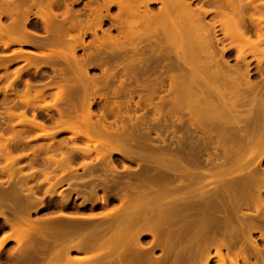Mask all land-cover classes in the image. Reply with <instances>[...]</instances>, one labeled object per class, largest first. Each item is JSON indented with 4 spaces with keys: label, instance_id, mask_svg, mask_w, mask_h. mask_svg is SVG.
Wrapping results in <instances>:
<instances>
[{
    "label": "rangeland",
    "instance_id": "1",
    "mask_svg": "<svg viewBox=\"0 0 264 264\" xmlns=\"http://www.w3.org/2000/svg\"><path fill=\"white\" fill-rule=\"evenodd\" d=\"M50 2L49 0H0L1 23L9 25L12 23V18L14 21L18 19L25 22L27 31L31 33L26 39L14 36L17 38L13 41L9 37L0 36V134L2 135L0 138V244H2L0 245L2 246L0 264H48V259L51 257L63 256L64 248L68 245L72 246L69 250L72 260L81 261L82 258L94 256L98 252L102 256L103 251L97 247L100 243L103 246H112L111 240L114 233L112 224L103 225V236L95 242L91 240V229L110 220L113 213L111 210L121 213V198L124 194L131 198L145 189L149 190V197H151L165 184L167 187H172L177 181L191 182L194 186L197 172L202 174L200 181L204 183L209 180L207 172L210 165L204 160L213 152L215 143L207 142L210 145L204 143L203 132L200 131V126L197 127L204 118L199 115L200 111L193 98L194 95L190 96L189 93V96L185 95L184 93L188 92L187 85L185 88L182 79L179 83L177 78L175 80L174 77L178 75V72L168 70L170 67L167 66L171 65L174 59L173 54L149 48V38H146V43H141L145 38H139L140 44L137 40L138 36L141 37L140 33L137 34L142 30L140 26L135 27L137 30L133 29L135 33L125 28H123L124 31L120 29L123 33L128 32V34H121V31L117 30L119 28L116 26L117 23L112 19L118 14L117 6L112 5V0H50ZM188 2L192 8L201 6L205 10L214 9L213 5L207 6L208 4L203 0H188ZM244 2L246 7L244 22L248 28V35L254 40L255 29L251 27L248 16L251 14L254 19H264V10L257 12L251 8L252 5L260 7L264 0H244ZM157 7V4L151 6L154 13ZM97 17L99 21L94 23ZM48 19L54 22H51L53 27H58V32L52 33V30L48 33L45 30L42 21L49 22ZM125 19L131 20L130 17ZM204 19L208 23H212L214 19L219 20L218 17L214 18L213 14L206 15ZM92 20L94 25L98 26L101 23L98 26L99 30L91 24L87 27L88 29L86 28L87 23H92ZM122 21L125 22V20ZM69 23L71 27L68 26ZM60 29V35H58ZM85 30L86 34L81 37V33ZM91 31H93L92 34ZM104 31L109 34L107 35ZM55 33H58V36ZM62 34L66 36L65 38L62 36L63 40ZM135 34L138 36L136 37ZM95 35L97 38H94ZM215 35L221 40L217 48L228 46L229 40L224 37L219 25ZM100 36L102 40L104 38L107 40L100 42ZM77 37L82 38L83 41ZM25 40L35 45L26 44ZM51 40L55 43L49 42ZM238 42L240 41H232L233 44L235 43L234 47L230 48V52L225 56L231 66H235V47H241V45L246 47ZM144 43L148 45L149 50ZM134 44L135 48L141 45L146 49L138 47L140 51L135 48H133L135 51H132L130 47H134ZM263 51H258L255 58L250 56L247 58L250 60L249 69L253 81L264 78V70L262 73L258 71V63L261 62L260 64L264 65ZM63 54L67 55L65 59L70 54V56L72 54L76 56L77 60L81 59L79 66L82 70L85 67L86 72L80 67L77 71L76 66L72 63L69 65L68 59L65 62ZM48 55L53 57L49 56L48 61L44 60ZM88 55L90 60H87ZM84 58L87 61H83ZM72 66L76 67L74 68L76 70ZM67 69L72 70L73 74ZM78 74L84 75L87 79L89 77L93 79L83 80V76L78 78ZM171 78H174L175 84L172 83L173 85L169 86ZM94 79L97 85L95 88L92 83ZM83 86L88 87L86 92L84 88L82 89ZM63 90L68 92L66 96V93L61 92ZM57 92L63 95H57ZM70 102L74 104V106L70 105L72 109H69ZM83 102L84 104L87 102L84 105L85 108ZM89 102L91 103L88 104ZM134 105L138 107L134 108ZM188 106L193 108L190 109ZM56 108L60 111H56L58 110ZM211 112L218 114L216 111ZM83 113L82 117H85L86 113L89 114L88 120L98 127L96 128L99 132L98 139L100 134H103L104 125L106 126L105 130L107 129V133H110L107 136L104 133L106 138H110L106 139L109 140L108 146L102 147V144L101 147H99L100 144L94 146L82 137L70 136L77 133L84 135L83 128L87 126L80 124L82 127H79L78 125L80 120H84L80 118ZM201 114H203L202 110ZM206 114L204 112V115ZM71 119L79 120V123L71 122ZM68 120L70 124L63 123ZM96 122L98 126L95 125ZM37 123L43 132L39 131V127L36 129ZM75 123L72 129L71 124ZM65 125L70 126L69 130ZM34 126L36 130H33ZM30 127L32 129H29ZM94 129H91L92 135L86 134L88 131L85 134L93 137V134L97 133ZM112 134L121 137L125 135L123 138L129 136L126 146L121 145H124L123 141L119 143L120 146L115 145L117 142L113 144ZM51 137H54L53 140ZM94 137L97 138L96 134ZM116 138L120 137L116 136ZM10 140L11 146H8L10 152L4 153L7 148L5 146L10 143ZM196 159L200 161L198 169L194 165ZM173 161H177L182 166L177 168L172 164ZM262 166L264 168V158ZM236 172L237 169L231 175ZM141 173H148L150 176L140 180L138 175ZM157 175L161 176L156 177ZM46 178H49L48 181ZM177 198L178 194L173 193L164 196L162 203H175ZM128 206V212L132 214L144 213L148 216L155 213V209L138 208L131 203V200ZM258 206L260 205H250L242 212L246 214L249 222L252 221L260 226V231L264 232V217L254 212L259 208ZM107 213L108 216H106ZM16 216H23L24 219L18 221L20 224L16 223L20 227L17 231L11 230L9 225L16 220ZM141 222L142 220L135 229H138ZM67 226H69V232L66 231ZM167 228L174 232L177 224ZM26 229H29V232ZM140 229L138 233H140L141 251L151 255L153 259H162L163 250L159 242L161 237L156 236L152 239L150 233H146L148 228ZM260 231L251 232V238L256 241L258 250L247 243L248 234L245 233L244 238L239 237L228 246L229 258H226L223 264H231L229 259L235 257L240 246L243 253L238 256V264H264V238H260ZM84 239L88 241L86 250L82 244ZM2 240L5 243H1ZM115 245L118 255H123L127 248L135 244L133 241H124ZM224 251L222 249V252ZM211 255L213 256V250ZM116 256L112 255L111 250L105 261L98 264H112V258ZM242 256L246 258L245 261L242 260ZM56 264H66V262L62 259ZM209 264H217L216 259L212 257Z\"/></svg>",
    "mask_w": 264,
    "mask_h": 264
},
{
    "label": "bare ground",
    "instance_id": "2",
    "mask_svg": "<svg viewBox=\"0 0 264 264\" xmlns=\"http://www.w3.org/2000/svg\"><path fill=\"white\" fill-rule=\"evenodd\" d=\"M203 1L208 4L207 6L213 5L214 9L205 10L201 6L192 8L188 0H112V5H116L118 9V14L116 16L114 15L112 19L117 23L116 26L119 27L117 28L119 32L121 30L124 31L123 28H125L128 31L135 33L134 31L137 30L135 27L140 26L142 30H140L141 32H137V34L140 33L139 35L142 38L135 34L136 37L138 36V41L143 38H149L151 41L150 42L148 40L149 48L151 47L153 50L157 49V51L159 50L160 52L166 54H173L174 59L171 65L169 64L170 66H167L170 67L168 70L171 71L172 69L175 72H178V75L174 77L175 80L177 78L178 83L183 81V84H185V86H183L185 88L187 85V93L183 92L184 87L182 86V92L185 95H194L193 98L200 111L199 115L203 116L202 118H204V121L200 125L197 124V127L200 126V131L203 132L202 134L204 137V143H215V147L213 146V152L208 154L207 159L204 160L210 165V168L207 172L209 180L203 183L199 180L202 174L197 172V174H195L196 183L194 186H192L193 183L191 182L177 181V183H175V185L172 187H167L165 184V186L156 191L151 197H149V190L145 189L141 190L140 193L137 192V195L134 194V196L131 198L127 197V194H124L123 198H121V213L111 210L113 212L112 213L109 210L112 213V218L101 225L93 226L91 229V240L95 242L101 239L103 236V225L107 223V226H110V224H112V229L114 231L111 240L112 246H103L102 243H100L97 247V249L103 251L102 256L101 253L98 252L94 256L82 258L81 261L76 259L72 260V258L70 259L69 256V250L72 248V246L68 245L66 248H64L65 252L63 251V256L57 255L51 257L48 259V264H56L62 259L65 260L66 264H98L105 261L111 250L112 255H117L115 258H112V264H209L212 257L216 259L217 264H223L225 259L229 258L228 246L239 237L244 238L245 233L248 234L246 239L247 243L255 250H258L256 241L251 238V232L257 230L260 231L261 227L257 226L252 221L249 222L245 216L246 214H244L242 210L249 207L250 205L258 204L260 206H258L259 208L254 212L264 217V168L262 166V160L264 158V78L259 81L252 80V73L249 69L250 60H247L249 56L251 58H255L258 51L262 52L264 50V33H262V29L264 28V19H254L251 14L248 16L251 27L255 29L256 37L253 40L248 35V28L244 22V9L246 8L244 5V0ZM156 4L158 7L157 11L155 10L156 12L154 13L152 11L153 7L151 8V6ZM14 8H16V6H14ZM251 8L257 12L263 11L264 2L260 4V7L257 5H252ZM97 11L98 10H96V12ZM208 14H213L214 18L218 17L219 20L215 21L214 19L212 23L206 22L204 18ZM128 17L131 18L130 21L125 19ZM122 20H125V22ZM98 21L99 19L97 17L95 18V22L94 20H92V23L88 22V26L86 25V28L90 26L89 24L93 26V22L97 23ZM11 22V24L6 25L2 24L0 21V36L2 38L3 36L9 37L12 41L17 37H20L21 39L28 38V35L31 33L30 31H27L24 21H19L18 19H15L14 21V18H12ZM42 22H44L43 26L48 33L52 30V33L54 31L58 32V27L56 28L52 26V23H54L52 20H49L50 23L47 22V20ZM69 25L70 23L68 26ZM218 25L220 30L223 31L224 37L229 40L227 47L217 48L218 43H221V40L217 39L215 35ZM95 26L98 27L96 24L93 27ZM76 28L78 27L76 26ZM99 29L100 27H98L97 30ZM60 31L61 29L59 30V34L57 33L58 35H60ZM80 31L81 30H79V32ZM122 31L121 34L123 33ZM92 32L93 31L90 33L92 34ZM104 32L107 33L106 31ZM101 33L104 35L103 31ZM126 33L128 34V32L123 34ZM65 34L67 35V32ZM85 34L86 30L81 33V37H83ZM108 34L109 33H107V35ZM96 35L94 38H97ZM62 36H64V34L61 35V39L63 40L66 36H64V38ZM53 37L55 38L56 36ZM51 39L53 40L52 36ZM56 39H58V37H56ZM67 39L69 38L67 37ZM81 39L82 38H80V40ZM105 39L106 38H104V40ZM145 39L144 41L142 40L141 43H146L147 39L146 41ZM52 40L49 42L52 43ZM104 40L101 38L100 42ZM233 40H239L246 46L244 47L241 45V47H235V66H231L229 61L225 58L226 54L230 52L229 49L234 47L233 45L235 43H232ZM26 41L27 40H25V43ZM73 41H75V39ZM136 43L138 44V42ZM26 44L35 45L31 41H27ZM7 45H9V43H7ZM133 46L134 47H130L132 48V51L134 50L133 48L136 47L135 44ZM145 46L148 48L147 44ZM145 46L137 45L135 50H139L140 47L142 49L143 47L146 49ZM49 56L51 55L45 56L44 60L48 61L47 57ZM66 56L67 55L63 54L64 59H61L65 60V62L68 59L69 65L72 63L77 67L78 71L81 59L77 60L75 58L76 56H73V54L72 56H68V58L65 59ZM89 56L90 55H88V59L86 58L87 60H90ZM52 57L53 55L51 58ZM60 57L62 56L60 55ZM69 58L72 60V62L69 60ZM87 60L84 58L83 61ZM260 63H258V71L262 73L264 70V65ZM34 64L33 66H35ZM74 66H72L73 69L76 68ZM67 70L68 72L71 71L70 73L73 74L72 70ZM84 70L85 67L82 71ZM129 72L131 73V71ZM82 76L84 78L83 80H85L86 77L84 75ZM82 76L79 75L78 78H82ZM174 78L169 80V82L171 81L168 84L169 86L173 85L172 83L175 84V82H173L175 81L173 80ZM90 79L93 78L89 77L87 80L90 81ZM180 79H182V81ZM92 81V83H94L95 79ZM89 83L90 82H88V84ZM79 84H81V82H79ZM85 86H87V83ZM93 86V88H95L97 85L94 83ZM82 89L86 92L88 87L85 88L83 86ZM63 91L61 92L63 94L66 93V96L68 92ZM61 92H57V95L62 94ZM63 98H61V100ZM69 99L70 98H68V100ZM90 103L91 102L88 104ZM71 104L73 103L70 102L68 104L69 107H71ZM86 104L83 102V107ZM72 106H74V104ZM136 106L134 105V108ZM193 106L196 105L193 104ZM175 107L176 106H174V108ZM177 107V109L180 110V107ZM69 109H72V107ZM201 110L203 114H201ZM56 111L60 110L58 109ZM87 111L89 112V109H87ZM211 111H216V113L219 115L217 114V116ZM204 112L207 114L204 115ZM84 113L80 116V118L84 120L79 121L76 119H71V122L77 121V124L80 122L78 124L79 127L87 126L83 128V131H88L86 134L92 135L91 129H94V122L92 123L88 120L90 115H87V113L85 114V117H82ZM189 114H191V112ZM91 115L93 114L91 113ZM86 116L88 118H86ZM83 121L84 124H82ZM63 123H66V125L68 123L70 124L69 120L65 122L63 121ZM76 123L71 124V128L75 127ZM80 124L82 126H80ZM97 124L98 123L96 122L95 125ZM66 125L65 127L67 130H69L68 128L70 126L67 127ZM193 126H195V128L198 130L196 125L193 124ZM31 127L33 128V126ZM31 127L29 129H32ZM94 127V131L97 132L98 129L96 128L98 127ZM42 128H44V126ZM105 128L106 126L104 125L103 134H100V139L97 137L99 132H93V135L95 136L96 134L97 137L95 138L93 136L95 139L86 135L85 132H83L84 135H81L82 133H77L76 135L72 134L70 136L75 138L82 137L85 141H87L89 144H93L94 146L99 144V147H101V144L102 147L103 145L108 146L109 144H107V142L109 140L106 139L110 138H106L104 133H106V136L110 133H107L108 130H105ZM195 128L193 127V129ZM36 129H39L40 132H43L38 123L36 125ZM36 129L34 126L33 130ZM89 131L91 133H89ZM52 134L51 136H53ZM116 136L120 138L115 139ZM124 136L125 135H122V137L118 135L113 136L112 134V137L114 138L112 143L115 144V142H117L118 144L116 143L115 145L120 146L119 143H122L123 141L124 145L121 143L120 144L125 147L129 141V138H127L129 136L123 138ZM1 137L2 135L0 134V138ZM53 138L51 137L52 140ZM9 142L10 145L8 144V141L6 142L8 144L7 146L3 145V148L7 147L5 149L9 150H5L4 152L2 148L4 153L10 152L9 147L11 146V140ZM113 144L112 146H115ZM121 155L124 156V154ZM49 159L51 158L49 157ZM172 164H174L177 168L182 166L177 161H173ZM194 165L198 169L200 167V161L196 159ZM236 169L237 172L234 175H231V173ZM138 176L140 180H143L144 178H148L150 175H148V173H141ZM160 176L161 175H157L156 177ZM48 179L46 178L47 181ZM173 193L178 194V198L175 200V203H162V198L164 196L171 195ZM128 199L131 200V203H134L135 206L138 208L140 207L143 210L155 209V213L148 216L144 213H129ZM141 202L142 204H140ZM108 215L109 214L107 213L106 216ZM22 217L16 216V220L9 224L11 225V230L17 231L18 228H20L17 224H20L18 222L19 220H24ZM140 220H142L141 225L138 227V229H135ZM172 224H177V228L174 232L167 228ZM142 227L148 228V230L146 229V233H150L149 235H151L152 239H155L156 236L161 237L159 242L161 243V249L163 250L162 259H153L150 257L151 255L149 256L148 254L143 253L144 251H141L142 247L139 244L140 233L138 232L141 231L140 228ZM27 231L29 232V229ZM66 231H70L69 226H67ZM22 232L25 233L23 230ZM260 238H264V232L260 233ZM6 239L8 240L7 237ZM6 239L4 238L5 241ZM124 241H133L135 245L133 247L127 248L123 255H118V252L115 251L117 248L115 244ZM1 243L5 242L2 240ZM87 243L88 241L86 239L82 241L85 250L88 247ZM222 249L225 251L222 252ZM241 249L242 247L240 246V250L239 252L235 253V257L229 259L231 264H238V256L243 253ZM212 250L213 256L211 255ZM239 258H241V256ZM83 259L84 261H82ZM242 260L245 261L246 258L242 256Z\"/></svg>",
    "mask_w": 264,
    "mask_h": 264
}]
</instances>
